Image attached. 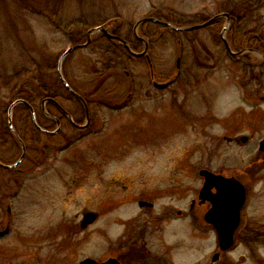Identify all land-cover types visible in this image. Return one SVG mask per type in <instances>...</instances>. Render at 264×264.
Instances as JSON below:
<instances>
[{
  "label": "rangeland",
  "instance_id": "obj_1",
  "mask_svg": "<svg viewBox=\"0 0 264 264\" xmlns=\"http://www.w3.org/2000/svg\"><path fill=\"white\" fill-rule=\"evenodd\" d=\"M55 1L56 17H43L21 9L15 0H0V135L4 138L0 146H5L0 159L13 163L21 155L9 117L31 146L29 160L21 167V186L7 190L14 199L7 205L0 194V223L7 218L9 206L13 219L10 235L0 239V264L101 261L120 256L124 247L134 259L151 256L149 264H211L220 251L217 236L204 218L209 208L190 212L204 184L200 171L241 170L255 163L253 168L264 174V153L255 156L258 139L245 148L243 156L226 142L212 140L226 133L225 121H257L264 135V100L260 99L264 80H241L243 65L232 60L222 39L227 40V14L237 15L235 31L264 24V0ZM149 17H163L176 28L213 21L206 28L178 34L142 24L137 34L143 38L153 33L159 41L155 57L151 54L154 72L144 60L133 62L120 49L115 78L113 45L101 41L98 34L94 35L97 42L73 52L59 69L73 37H80L83 44L88 31L105 22L112 32L119 27L120 37L134 45L133 29ZM197 41L211 51V62L205 61L208 70L198 68L193 58ZM180 43L190 55L177 71ZM59 70L75 91L91 94L102 82L104 93L110 96L117 91L121 101L127 99L132 82L144 94L151 75L157 73L185 74L184 84L179 82L173 89L189 90L182 104V97L172 101L166 95L158 101L130 102L117 110L92 104L94 120L86 131L77 133L66 123L59 136H55L56 125L40 117L41 102L36 101L31 104L36 121L53 131L50 136H38L26 107L17 105L10 115L9 109L24 95L41 94L44 86L66 95ZM256 88L258 94L253 92ZM70 110L78 120L85 119L77 102L71 103ZM33 136L39 137L35 147ZM260 185L247 208L248 233L230 251L221 253L215 264H264V188ZM140 201L153 207L141 208ZM178 210L186 212L182 218ZM87 211L99 218L83 230L80 225ZM5 228L6 223L0 225V231Z\"/></svg>",
  "mask_w": 264,
  "mask_h": 264
},
{
  "label": "flooded vegetation",
  "instance_id": "obj_2",
  "mask_svg": "<svg viewBox=\"0 0 264 264\" xmlns=\"http://www.w3.org/2000/svg\"><path fill=\"white\" fill-rule=\"evenodd\" d=\"M161 23L158 24H154L156 27H159L161 29H165V30H169L167 25H166V21L164 20L163 17H156ZM237 20V15L230 13L227 14V22H228V30H227V40L226 42L223 41L224 46L226 47L227 51L229 52L232 60H239V62L243 65V75L240 76V79L243 80L245 82L252 80L254 77L256 79L257 82L261 81L262 78L264 80V24H258L256 26V28L253 27H249L246 26L242 29H239L237 31L234 30V25L236 23ZM117 21V19H116ZM217 22V21H215ZM117 25V24H116ZM184 27V26H182ZM141 28V26H140ZM139 28V29H140ZM119 27L116 28V31H114V34L116 33V37H120L119 34ZM180 33H185V32H180ZM146 35H144V41L141 40H137L135 44L132 46L134 52L136 53H142L146 48V45H148V55L149 58L145 56L143 57H137L135 55H131L132 60H141V61H145L148 65V59L151 60L152 62V57H155V55L153 54V52H155V46L157 44V42H159L158 40H155L154 38V34L153 33H145ZM101 37V41H107L106 36H104L103 34H98ZM104 37V38H103ZM162 38V37H160ZM88 39V34L86 37V40ZM95 42H97V40H94L92 42V44H94ZM228 47H227V45ZM91 44V45H92ZM144 45V49L141 50L140 46ZM197 47L199 48H203L200 49V51H197L198 48H194L192 55L194 60L196 61L197 65L199 66L198 68H202L204 70H208V67L210 66L209 64H206L205 61L207 62H211L212 60V56H210L211 51L206 47L205 44L201 45L200 41H197ZM71 45L73 46V43L71 42ZM78 45V44H77ZM90 45V46H91ZM114 45V44H113ZM234 49V51H233ZM113 51H114V58L115 61L113 62V69H114V77L116 78V71L119 70V59H120V44L119 43H115V45L113 46ZM189 48H185V46H182L181 43L179 45V53H178V58H177V64H176V69L181 70L183 67L182 61L183 59H185V57L187 55H190L189 52ZM72 54V53H71ZM70 54V55H71ZM206 55V56H204ZM252 60H254L255 62H252ZM196 63H194L196 65ZM208 65V66H206ZM254 69H257V72L254 73ZM154 72V71H153ZM260 72V75L258 74ZM127 76H130V74H127ZM262 77V78H261ZM150 79V87L147 88L146 90H144V94H141L138 91V88L136 87V84L134 82H132L130 88H129V94L127 95V99L125 98V101H121V93H118L117 91L113 94L108 96L106 93H104L103 89H102V82H100L97 87L96 90H93V92L91 94H84L82 92H77L74 89L75 94H73L72 92H70V90L68 89V86L70 87L71 84L70 82L66 79L65 82L62 83L63 85V92H66V95H60L57 92H53V98H46L44 100H41V106H40V117L47 120L45 122L48 123H52L53 125H56V129L57 130V135L55 136H59L62 135L63 131V127H67L66 123H68L69 125H71L73 127V129L77 132H84L86 131L93 123L94 120V112L92 107L95 105L100 106V107H105L108 106L109 108L112 109H121L124 108L126 106H128L130 104V102H138L140 99L142 101L144 100H155L158 101L160 99H162L165 95L166 97H171L172 101H175V98H177V100L179 101V97H182L180 99V103H185L187 95H185V93L189 90V89H185V88H181V89H173V87L175 85H177L179 82L184 84L185 80H186V75L182 73L179 74L177 72L176 77H169L167 75L164 74H154L153 76L151 75ZM182 80V81H181ZM179 83V84H180ZM68 85V86H67ZM164 86L167 85L166 88H160V86ZM152 87H154V89H152ZM195 91V90H194ZM259 89H253V92L256 94L259 93ZM100 92H102L101 95H99V98L96 97V95H98ZM181 93V94H180ZM195 93V92H194ZM95 96V97H94ZM258 96V95H257ZM261 100H264V97L260 98ZM47 100H49V102H47ZM116 100V103L115 101ZM20 101V100H19ZM24 101V100H23ZM39 101V100H38ZM77 102L81 108L83 109L84 112V120L82 119L81 121L78 120V117H74L75 112H73L71 109V103L72 102ZM27 102V101H26ZM47 102V103H46ZM84 102L86 103V106L84 104ZM114 102V103H112ZM27 104H24L22 106L26 107L29 112L30 115L33 119L32 113L34 112L35 114V108H33V106L27 102ZM93 104V106H92ZM256 104V102H255ZM258 104V103H257ZM183 106V105H181ZM107 108V107H105ZM13 111V110H12ZM37 115H35L36 118ZM33 122V121H32ZM38 123V122H37ZM225 123V127L226 125L227 127V131L226 133H223L221 135H217L214 138H212L213 142L218 143V142H226L228 146L234 148L239 156H243V151L245 150L246 147L256 144L255 141H257V139L259 140V151H256L255 156H257L259 158L260 154L264 153V151L261 150L262 147V142L264 141V135H262V133L260 132L261 130V126L259 125V122L257 121H245V120H237V121H229V122H224ZM13 124V123H12ZM9 128L11 129V135L13 134V136L15 137V139L18 141V143L21 145V155L18 158V160H16L13 163H5L4 160L0 159V194L3 196V198H5V200L7 201V205H9V202L11 199H14V194H8L7 190L9 189V187L11 185H14L15 187H17V189L21 186L20 183V175L23 173V169L21 168L23 166V164L29 160L28 159V151L31 150V146L29 147V140H27V137L24 136L21 137L20 134L16 131V129L13 127V129L10 126V123L8 124ZM34 127V132L35 134H37L38 136H41L42 134H44L45 136H48L51 132L53 131H49L47 128H45V126H43L42 122L38 123V127H36L33 124ZM13 130V131H12ZM62 132V133H61ZM50 136V135H49ZM55 136H51V137H55ZM259 137V138H258ZM34 139L33 144L34 147L37 145V141L39 140V137L33 136L32 137ZM4 138H2V135H0V142L2 143ZM33 147V148H34ZM32 148V150H33ZM11 152V148L9 149ZM260 152V153H259ZM5 154V146H0V157L2 158V154ZM25 153V156L23 158V160H21L23 154ZM3 154V156H4ZM8 153L7 155L9 156ZM6 156V155H5ZM7 157V156H6ZM33 166H36V169H39L40 164L36 163L34 160L32 162ZM255 165V163H251L249 167L241 169V170H236V169H232L229 170L228 168H221V169H216L212 172L214 175L216 176H221L224 178H234L238 183H240L241 186H243L244 191H245V196H246V201L244 206L242 207L241 211H240V222H239V226L236 229L235 233H234V239L236 242H238L239 240H243V235L248 233V221H249V217H248V212H247V208L250 206L251 203V199L254 195V193L256 192L258 186L260 185V189L264 188V174L260 173L259 169H255L253 168ZM3 176H10V180H4ZM10 190V189H9ZM17 192V191H16ZM217 194V189L214 187L211 191V195H215ZM204 207H208L209 210L212 208V205L210 202L206 201V202H202L199 198L198 195V199H194L191 203L190 206V212L193 211L194 209H200L202 208V212H204ZM8 215H7V220L5 219V221H2L0 223V225L6 223V228L2 231H0V233L8 230L9 233L6 234L5 236L1 237L5 238L6 236L10 235L11 231H12V208L9 206L8 208ZM89 212V211H87ZM87 212H84L83 215ZM186 212L182 211V210H178L177 212V216L179 218H182V216H184ZM190 215V214H188ZM206 216V214H205ZM99 218V214H97V219ZM205 218V217H204ZM206 221V220H205ZM82 224V223H81ZM208 224V223H207ZM209 225V224H208ZM81 226V225H80ZM212 230L214 231L215 235L217 236V231L215 229V227L213 225H209ZM89 228V227H88ZM122 254L120 256L114 257V256H108L106 258H103L101 261L99 262H103L107 259L110 258H116L120 264H149V259H152L151 256L150 258H147L145 256H137L135 259L130 257V255L128 254V250L127 248H123L122 250Z\"/></svg>",
  "mask_w": 264,
  "mask_h": 264
},
{
  "label": "water",
  "instance_id": "obj_3",
  "mask_svg": "<svg viewBox=\"0 0 264 264\" xmlns=\"http://www.w3.org/2000/svg\"><path fill=\"white\" fill-rule=\"evenodd\" d=\"M144 21L156 22L153 19H147ZM210 23H207L206 25H209ZM197 28L198 27H193L190 28L189 30H195ZM97 32L105 34L112 41L120 42L128 50H130L129 46L123 39L109 34L108 31L105 30L104 28H96L88 33L89 39L86 44L70 48L65 53V55L60 61L59 68H61V64L63 60L72 51L79 48L87 47L91 41L90 39L91 35ZM143 55L144 53L140 54V56ZM160 87L164 88L166 86H160ZM19 103H25V102L23 101L15 102L11 106L9 113H11L12 109ZM261 150L264 151V141L262 142ZM24 156L25 154H23L21 160H23ZM200 176L204 178L205 182L203 188L200 191L199 198L202 202L208 201L212 205V208L206 213L205 220L208 224L213 225L215 227L218 234L220 252L215 254L211 259V264H215L220 260L221 252H226L230 250L235 244L234 233L239 226L240 211L245 204L246 196L243 186H241L240 183H238L234 178L227 179L221 176H216L208 170H202L200 172ZM214 187L217 189V194L211 195V191ZM139 206L141 208L153 207V205L148 202H140ZM96 219L97 216L95 213L93 212L86 213L84 215V220L82 221L81 228L83 229L87 228L89 225L93 224L96 221ZM8 233L9 231L6 230L0 233V237H3ZM80 264H120V262L116 258H110L103 262H98L93 259H86L82 261Z\"/></svg>",
  "mask_w": 264,
  "mask_h": 264
},
{
  "label": "trees",
  "instance_id": "obj_4",
  "mask_svg": "<svg viewBox=\"0 0 264 264\" xmlns=\"http://www.w3.org/2000/svg\"><path fill=\"white\" fill-rule=\"evenodd\" d=\"M15 1L17 2V4L20 5L19 7L21 9L28 11L30 14L43 16V17H48L49 15H52V16L54 15V17H56L54 14L55 12L53 11V9H54L53 5L55 4V6H56L58 1H55V0H15ZM105 24L106 23L104 22L101 25H105ZM59 29H61L60 26H59ZM173 33L178 34L176 32H173ZM71 42L73 43V45H77V44L82 43L80 37H73L71 39ZM109 49L111 50V47ZM121 50L124 51L122 46H121ZM112 68H113V66H112ZM71 87L73 89L76 88L75 86L73 87L72 85H71ZM52 94H53V92H49L48 89L44 86V89H42L41 94H37V95L27 94V95L20 97L19 99L25 100V101L29 102L30 104H33V102H36L38 100L41 101V100H44L46 98H53L54 96Z\"/></svg>",
  "mask_w": 264,
  "mask_h": 264
}]
</instances>
